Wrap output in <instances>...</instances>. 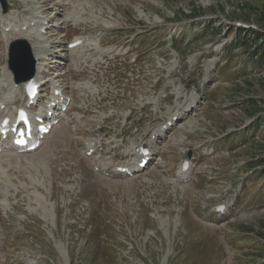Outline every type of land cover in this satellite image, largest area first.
I'll return each instance as SVG.
<instances>
[{
    "label": "rangeland",
    "instance_id": "obj_1",
    "mask_svg": "<svg viewBox=\"0 0 264 264\" xmlns=\"http://www.w3.org/2000/svg\"><path fill=\"white\" fill-rule=\"evenodd\" d=\"M8 2L0 81L9 20L39 19L42 100L61 77L66 110L37 149L0 140V264H264V0Z\"/></svg>",
    "mask_w": 264,
    "mask_h": 264
},
{
    "label": "bare ground",
    "instance_id": "obj_2",
    "mask_svg": "<svg viewBox=\"0 0 264 264\" xmlns=\"http://www.w3.org/2000/svg\"><path fill=\"white\" fill-rule=\"evenodd\" d=\"M62 6H65V5L63 4ZM55 8H56V10H58V12L63 10L62 7H60L58 4H57V6H55ZM58 12L55 15H57ZM2 16H4V15H2ZM37 16H38V14H37ZM9 21L10 22H8V24L5 27V31L9 32L11 30H14L17 33V35H13L11 38H8L7 42L9 43V42H12L14 40H19V39L27 40L28 43H29L28 45L30 46L33 58L36 60V63H37V75L32 80H27L25 82L17 83L15 81V78H14V75H13L14 73L11 70H9L8 67H5L4 68V72H3V78L0 81L3 94H5L4 90H7V93H6L5 96H0V112L2 113L1 116H0V119H1L0 120V131H2L3 134L4 133H8L9 135H11L12 139H17V131H18V128H19L20 125L16 126L15 123L11 122L10 119L12 118L13 112H11L10 110L6 111L7 105H8L7 103L10 102L9 100H12V99L15 98L14 95L10 96V94L16 93L17 90L21 86L23 87V90L27 91L31 84H37V81H38V78H39V75H40L39 65H40V63L42 61H44L43 56L45 55V53H44V50L41 47L42 34L35 32L36 30H34V28H31L35 24L39 25V23H40L39 19H37V20H35V18L33 20L31 19V21H29V23H17L16 20L15 21L9 20ZM46 22L49 25V22L47 21V19H46ZM36 27L38 28V26H36ZM51 27L53 28V25H51ZM62 39L59 41V44L64 43L62 41ZM80 41H81V44L84 45V46L85 45L91 46L90 43L94 44V42H97V41L93 40L92 38H80V39H77V43H79ZM95 45L98 46V44H95ZM64 50L65 49H63L62 51H64ZM55 61L58 62V60H55ZM55 61H53V62H55ZM53 65H55L53 67L56 68V69L59 66V64L58 65L53 64ZM4 74H5V76H4ZM44 76H45V74H43V77ZM59 78H61V77H59ZM59 78L56 77V80H59V82H61ZM3 81H4V83H3ZM59 82H56L54 84V88L52 89L54 91V93L52 94L51 99H50L51 101H53L56 104L55 107H57L59 104L61 105L62 102H66V96L65 95L62 96L63 92L61 91V89L64 90V88H63L62 84L59 83ZM85 85L88 87V86H90V83L87 82V83H85ZM40 116H42V115H40ZM35 118L36 117L33 116V120ZM4 119H9V121L6 123L4 121ZM26 132L27 131L24 130V133H26ZM36 132L40 133L39 123L36 124L34 122L33 126L28 131V134H26L27 144H26V147H24L25 149L32 147V145H34L36 143L39 144L41 142V139L43 137H45V136H36ZM94 142H95L94 140H91L89 142L90 147L94 146ZM143 146H145V145H140L135 150L136 151V156L139 157L138 161L134 160L132 162H128L125 165L121 164L119 166L117 164L116 165L117 167H115L116 171L117 172L125 171V173H127L130 170V171H133V172H137L139 170L138 166L142 162V158L144 160H145V158H147V156H143L144 155L143 152H142ZM20 148L21 147L19 145L13 146V149L8 147V149H12L14 151H18V150H20ZM88 149L93 150V148H88ZM98 159H99V165H100L102 170L108 169L110 164L112 163V161H110V160L108 161V160H104V159H101V158H98ZM37 198H38V196H37Z\"/></svg>",
    "mask_w": 264,
    "mask_h": 264
},
{
    "label": "water",
    "instance_id": "obj_3",
    "mask_svg": "<svg viewBox=\"0 0 264 264\" xmlns=\"http://www.w3.org/2000/svg\"><path fill=\"white\" fill-rule=\"evenodd\" d=\"M2 2L6 7L5 0ZM28 44L26 40H17L9 51V68L17 83L25 82L35 75V59Z\"/></svg>",
    "mask_w": 264,
    "mask_h": 264
},
{
    "label": "trees",
    "instance_id": "obj_4",
    "mask_svg": "<svg viewBox=\"0 0 264 264\" xmlns=\"http://www.w3.org/2000/svg\"><path fill=\"white\" fill-rule=\"evenodd\" d=\"M210 30H215V28L212 26V27H209ZM252 37H256V42L258 43V38L259 36L257 34L253 32H248V30L244 29V30H239L237 33H236V40H235V44H232V45H237V46H244V45H247L248 43L251 42V38ZM264 41V39H263ZM258 52H259V56L257 57L259 59V63L260 64H264V46H258ZM258 124H262L261 121H259Z\"/></svg>",
    "mask_w": 264,
    "mask_h": 264
}]
</instances>
